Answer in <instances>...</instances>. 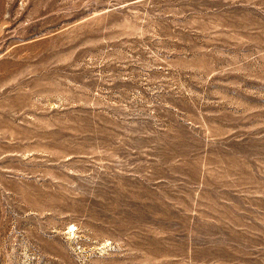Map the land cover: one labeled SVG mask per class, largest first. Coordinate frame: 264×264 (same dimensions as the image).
Masks as SVG:
<instances>
[{
	"label": "rangeland",
	"instance_id": "obj_1",
	"mask_svg": "<svg viewBox=\"0 0 264 264\" xmlns=\"http://www.w3.org/2000/svg\"><path fill=\"white\" fill-rule=\"evenodd\" d=\"M0 264H264V0H0Z\"/></svg>",
	"mask_w": 264,
	"mask_h": 264
}]
</instances>
